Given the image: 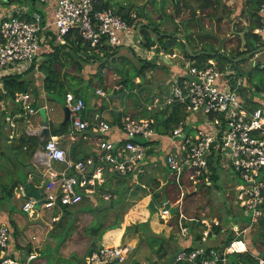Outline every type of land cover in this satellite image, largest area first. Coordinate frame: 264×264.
Listing matches in <instances>:
<instances>
[{
	"label": "built area",
	"instance_id": "1",
	"mask_svg": "<svg viewBox=\"0 0 264 264\" xmlns=\"http://www.w3.org/2000/svg\"><path fill=\"white\" fill-rule=\"evenodd\" d=\"M34 2L46 10L52 7L50 23H42V17L37 12L32 14V19L27 20L21 16L26 9L20 8L0 16V77L7 70L20 73L32 70V66L38 69L42 30L56 31V41L59 43H64V36L74 30L93 48L100 45L129 47L134 38L137 43H141L138 34L140 25L134 20L129 23L113 7L97 9L98 0ZM258 12L259 24L254 33L264 41V0ZM130 18H135V14H130ZM159 54L165 58L176 56L163 51ZM261 66L264 71V63ZM184 68V72L174 78L172 97L168 102L176 101L188 115H195L188 122L199 123L192 133L184 132L185 123L182 122L167 134L158 133L152 126V120L127 115L121 117L118 130L120 137L109 140L105 135L115 128H112L103 114L95 111L88 117L84 113V98L72 91L66 92L64 100L69 109L71 130L85 132L90 127L98 135L97 154L84 160L72 161L57 137L50 136L43 146L46 160L40 163L49 166L51 161H57L64 165V170L48 182L39 199L28 196L24 185L20 184L16 195L23 200L22 210L30 215L45 210L54 212L63 205L77 204L83 199V193L93 192L94 187L102 181L104 171L124 175L137 169L134 173L136 176L137 172L142 171L141 165L149 149L158 152V140L165 139L170 144V148L161 146L165 151V166L177 176L187 173L193 184L198 183L202 175L208 177L211 158L219 164L220 169L228 167L235 178L232 184L235 201L250 216L249 224L243 227L238 223L229 226L236 237L227 245L220 243L218 246L202 244L213 232L212 224H218L217 220L202 218V243L179 250L170 264H228V255L248 252L245 235L258 218H264V82L253 101L246 102L240 92L242 78L221 70L216 59L209 58L202 64L184 60ZM95 92L106 96L100 88ZM14 101L26 115L38 112L27 91L18 93ZM70 169L76 174H69ZM90 169L93 171L90 172ZM161 216L169 218L170 210L163 207ZM56 219L58 217H52L53 221ZM181 233L188 235L189 228L183 226ZM10 238L9 226L0 223V264H32L38 258L35 253H29L24 258L8 254ZM258 246L264 252V244ZM129 252L130 247L126 244L101 243L80 264H126ZM253 256L257 260L256 264H264L263 254Z\"/></svg>",
	"mask_w": 264,
	"mask_h": 264
},
{
	"label": "rangeland",
	"instance_id": "2",
	"mask_svg": "<svg viewBox=\"0 0 264 264\" xmlns=\"http://www.w3.org/2000/svg\"><path fill=\"white\" fill-rule=\"evenodd\" d=\"M111 1L114 5H112L113 8L116 9L115 6L117 7L123 1L127 0ZM132 1L135 0H129L126 5L132 3ZM152 1L153 3L150 0H137V4L133 5V8H135L134 13L137 12V9L142 5L138 11L145 13L148 22L151 21L153 25L151 26L154 27V29L150 28V31L148 32L152 37H156L158 30L163 32L166 30L172 32L176 23L182 19L187 21L191 20L192 22H189L190 27H192L196 21L203 26L201 35L205 34V36H208L205 38L206 41L204 40L207 43V49L218 52L217 57L215 58L218 65L222 66L225 72L232 73L242 78L241 81H243V84L240 87L242 98L244 97L245 99L246 94H249L250 97H253L256 94L254 88L257 85L260 86L264 79V71L261 66V64L264 63V51L259 54H253L247 58H245L246 54L235 57L237 52L242 50L243 41L246 42L245 45L249 51L264 46V41L261 40L260 36L255 35L256 37H251V34L244 35V26H248L251 21L248 14L250 10H248L249 8L247 7V0H219V4L214 7L216 10L215 13L212 12L211 8H206L202 11L201 8L197 6L196 0H189L188 6L186 8L182 7V9H184L183 15L174 17V21L173 18L170 17L174 10V7L172 8L170 5V0ZM31 4L32 0H0V10L5 11L4 13L2 12L3 14H1V16L10 13L13 8H16L17 6L29 8V5ZM34 4L38 5L37 2ZM167 9L170 12L166 13ZM194 10L195 12H193ZM232 31L238 33L233 35ZM130 49L133 50L134 53L131 52ZM152 55V49L145 47L142 43H137L136 38H134L133 43H131L129 47L118 48L114 53V57H109L110 59L107 60L105 65L100 62L101 65H103V72L105 74V88L107 91L109 90L106 95L109 94V92L118 94L114 91H118L122 88L121 84L118 83L119 76L114 72L116 68L128 70L127 72H129L130 75H134L146 59H151L150 61H154L156 65L154 68L145 67L142 75L143 78H134L135 82L140 81V83L138 86L134 87V93L129 91L128 94L123 97L124 102L121 101L123 98L108 100L107 96H95L101 99L106 105L110 104L112 101L120 104V106L123 107L122 110L125 112L123 116L129 115L134 117V115L137 114L141 116L139 119L152 120L148 117L153 116L156 111L163 109L168 103L167 101L172 97V87L174 82L170 78V75L174 70L170 69L168 65L162 63L160 59H158L161 57V54L158 53L157 60L154 55L153 58H151ZM238 58L239 60H237ZM90 67L92 66L90 65ZM28 72L29 73L26 74H30L32 77L35 76L34 78L42 81L39 73L40 71L38 69H33ZM66 81L72 84L70 87L73 91L80 89L84 97L94 95L93 83H88V81L85 80L83 83H78L73 79V75H68L67 79L65 77V84ZM3 87L4 94H6V88L4 85ZM67 88L68 86L65 85V89ZM105 88L100 87L102 90ZM247 89L249 91H247ZM55 96H57L60 106H64L65 100L63 95L57 94ZM117 99L120 100L119 103ZM144 110H147L148 114H144ZM191 131L192 130L190 128H186L185 130L186 133H191ZM5 141L6 140H4V142ZM167 142L168 141L165 139H161V141L158 140V147H160V150L158 152L156 151L157 161L160 159L162 160L165 151L161 149V146H165V143L167 144ZM7 146L8 151L14 150L11 145ZM13 152L11 153L13 158H2L4 161L1 162V165L5 168L2 170L6 171V178L4 181H0L2 184L11 183L15 175L14 168H16V171L19 169L18 165L13 166ZM161 167L164 169L163 166H160V168ZM31 170L33 171V174L38 175L37 170ZM220 171L222 173L221 180L223 181V184L220 186H216L214 183H211L209 186H198L199 182L196 184L188 183L189 180L191 181L190 176L184 178L186 181V187L185 189H182L179 198L174 203L181 202L183 212L186 216L195 217L199 212H204L207 215H215L217 212V206H221L222 203H224V200L229 202L230 198H234L232 187V184L235 181L234 174L228 167H223ZM165 173L167 174L168 171L165 170ZM136 176H138V173H136ZM136 176L134 177L136 178ZM23 177L24 176H22V178ZM136 182L138 186L136 193L129 195L128 198L125 197L118 210V214L121 217L120 229L112 230L106 235V237L115 236V238L113 239L112 237H108L105 240L104 238H101L100 243L112 244L118 241L121 244L129 246L130 252L125 260L126 264H130V261L136 262L137 264H161L159 261H156V257L158 256V260L166 258V254L169 255L173 250H175V248H170L169 250L164 251L160 243L157 244L156 250L147 248V246H155L156 242H162V238L159 236L155 238V236L152 235L153 233L151 229L148 231L147 228L144 229L145 227H140V224L145 222L149 228L145 215V199H143V197H146L145 195L149 191V188L142 189L140 187L142 181L137 180ZM8 188H10V186L7 187V189ZM168 188V190H170L171 186ZM176 189L177 187L173 188V192ZM1 191L5 192V189L1 188L0 194ZM128 192L132 191L128 190ZM107 196L110 198L109 194H107ZM15 197L14 193L12 199L9 196L5 197V199L6 201L10 200V204H13L15 200L17 204L23 203L22 199ZM3 201V198H1V207ZM103 204L104 203H101L99 205V211L97 210V212L94 211L92 213L77 210L79 207L77 208L76 206L71 205L70 209L71 211H74V213L70 214L63 213L62 210H55L54 212L45 210L30 214L27 226V236L26 234L24 236L30 241L29 243L33 246L32 248L34 250H43L40 252V258L33 260L32 264H80L89 244L88 236L84 234L83 228L93 220H98L97 222H100L101 226H107L115 219V210H110L106 206L103 207ZM199 205L202 206L200 207ZM230 205L231 203L229 202L226 204V207L228 208V206H232L233 210L238 213L241 212L239 206L234 204V202H232L231 206ZM198 207L200 209H198ZM161 208L162 206L160 204L152 202L151 207L148 209L150 214H153L154 217L158 218L159 216L158 221L163 222L165 219L161 218L159 215ZM20 213L23 217L27 216L23 212ZM221 214H225L224 209L221 211ZM54 215H57L56 217L61 216V218L53 221L52 217ZM244 219L249 220L250 216L244 213ZM262 219L264 220V218ZM256 229L257 225L253 227L254 231H256ZM225 236L222 238L224 239ZM218 238L221 240L220 236H218ZM207 243H209V241L203 242L202 244L206 245ZM255 243L256 245L261 244L259 242ZM67 252L71 253V257L70 255H66ZM20 255L24 258L26 257V252H20ZM79 260L81 261L80 263Z\"/></svg>",
	"mask_w": 264,
	"mask_h": 264
},
{
	"label": "trees",
	"instance_id": "3",
	"mask_svg": "<svg viewBox=\"0 0 264 264\" xmlns=\"http://www.w3.org/2000/svg\"><path fill=\"white\" fill-rule=\"evenodd\" d=\"M12 1V0H11ZM173 1V6L174 10L172 12V15L170 17L173 18L176 16H181L182 13V7L186 8L188 6L189 0H171ZM263 0H247V7L250 10L249 16L254 18V22L251 27H247V31H245V35L251 34L250 36H255L254 34V29L256 26L259 24V16H258V10L260 7V4ZM34 0H32V4L29 5V11H25L24 13L21 14V16L27 20L32 19L31 16L34 12H37L41 15L42 17V23H44L45 19V13L47 10L43 6H38L34 4ZM197 6L201 8L202 11L206 8H211L212 12L215 13V6L219 4V0H196ZM112 7V3L110 0H98V3L96 5V8H103V7ZM123 9L127 8L123 6ZM44 10H46L44 12ZM116 10V9H115ZM117 13L121 14L129 23H132L133 20L139 23L138 20H136L137 16L135 18H130L127 13H123L122 9H117ZM195 12V10L193 11ZM18 15L17 13H15ZM189 22H192L191 20H181L180 22L176 23L174 26V29L171 31H160L158 30L156 37H152L150 33L148 32V28H153L151 21L145 24L141 25L140 27V37H141V43L149 48L152 49L158 56V53L160 51H165L168 53H172L173 48L177 47L180 48V50L183 52L184 56L193 61L195 64H202L206 62L209 58H216L218 52L214 50H210L205 53H199L198 55L190 54L186 47H185V42H183L178 36H177V31L182 33L183 37L185 40L189 43L188 38L193 34V31H190L189 28ZM152 25V26H151ZM201 25V24H200ZM49 34L52 36L51 39L47 37V41L51 44V48L49 49L48 52H44L42 55L44 56V59L40 61V64L38 65V70L40 71V77L42 78V89L46 94L49 95V97H52L54 100L57 99V94L63 95V98L65 96V93L68 91H72L75 95L81 96L84 98L82 91L80 89H77L76 91H73L71 89V83L66 81L65 84V77L67 79L68 75H73V79L77 81L78 83H83L84 80L88 81V83H93L94 84V91L99 87L105 88L106 85L104 84V72H103V65H101L100 62H102L104 65L109 60L111 57H114V53L118 48L121 47H110L107 45H100L97 47H90L88 43L84 42L81 36L78 34L76 31H70L64 36V43H59L56 45H52V43L56 39V31H53L52 29H47ZM42 46L44 45V41H42ZM190 44V43H189ZM246 47V45H245ZM247 48V47H246ZM131 50V49H130ZM251 50V49H250ZM133 52V50H131ZM249 52L248 49H246L244 52L242 50L238 51L235 57L241 56L243 54H246ZM134 53V52H133ZM110 57V58H109ZM98 62V63H97ZM90 65L92 67H90ZM94 65V66H93ZM156 63L154 61L150 60H145L143 61V64L137 69L136 73L134 75H130L128 70L124 69H119L116 68L114 71L116 75L119 76L118 83L121 84V89L118 91H114L115 93L122 92L123 90H126L128 94L129 91L133 92L134 87L138 86L139 82H135L134 78L135 77H142L143 71L145 67L148 68H154ZM90 67V68H89ZM219 68L222 70L224 69L222 66L219 65ZM34 69V66H32V70ZM31 71V70H29ZM74 72V73H73ZM76 73V74H75ZM84 74V75H83ZM21 76H10L8 78H5L4 86L6 88V96H12L14 99L17 94L20 91H24L25 87L28 83L27 80L21 79ZM143 78V77H142ZM95 79V81H94ZM65 85L68 86L67 89H65ZM259 87V86H258ZM106 92V88L104 89ZM21 93V92H20ZM54 95V96H53ZM105 97V96H104ZM124 99V98H123ZM123 99L121 101H123ZM85 102V99H84ZM34 106V105H33ZM38 108V107H36ZM101 111V109H99ZM102 112V111H101ZM125 112H120L119 116L116 117L115 121H113V124H116V126L112 127L115 128V130H120L121 126V117L124 115ZM144 114H148L147 110L143 111ZM188 113L185 111L184 107L176 102V101H171L170 103H167L163 109L160 111H156L153 116L148 117L149 119H152V126L157 131L158 133L162 134H167L170 129L174 128L176 125H178L180 122L184 123ZM134 117L140 118L141 116L135 114ZM154 118V119H153ZM106 119V118H105ZM107 120V119H106ZM108 121V120H107ZM109 122V121H108ZM184 125V124H183ZM69 124L66 123L64 125H59V126H54L53 124H50L51 127V135L56 136V135H61L65 134L69 131L68 128ZM90 128V127H89ZM186 126L184 127V132L186 130ZM50 137L49 135L46 136L45 140ZM105 138L111 140L113 139L112 136L105 135ZM20 140L23 143L24 142V136H20ZM43 142L41 144L43 145ZM39 147V142H34L32 143L30 149H31V154L35 152V149ZM149 152H155L157 153L153 148L149 149ZM163 162L164 159L162 158ZM144 165L142 164L141 167ZM208 173L206 175H202L199 177V184L198 186H209L211 183H214L216 186H220L223 184V181L221 180V169L218 163H214L213 159L209 161L208 165ZM168 169V168H167ZM137 169H135L136 171ZM134 172H129L124 175H120L118 173H109L107 171H104V181L99 185L97 184L95 188H97V191L92 192V193H83V199L77 203L73 204L76 206L80 211H87V212H97L99 211V205L101 203L103 204V207H107L110 210H115L116 216L115 219L112 223H110L107 226H101L100 222L97 221H91L88 225H86L83 228V232L86 236H88V241L89 244L87 246V249L85 251V254L83 256V259L85 256L89 255L91 252L95 251L99 246H100V240L102 238V235L109 229H115L120 227L121 223V217L118 214V210L124 201V198L129 195H133L136 193V189H138L137 186V180L142 181L140 187L142 189L149 188L152 185L156 184V180H147L145 182L143 176V172H137L138 176L136 178L134 177ZM168 172H170L168 170ZM170 179L168 182L171 184L170 191L168 193L167 189L158 190L156 187H153V191H148L147 194L151 192V200L147 204V209L151 207L152 202L160 204L163 206V200L168 199V197H171L173 200H177L179 198V195L182 191V189H185V177H188L187 173H183L179 176H177L174 173L170 174ZM188 183H192V181L189 180ZM144 184V185H143ZM143 185V186H142ZM177 187V189L173 192V188ZM9 192L6 196H11L13 195V190L14 187L11 186L9 188ZM132 191V192H128ZM104 193L106 192L109 194L108 199H105L102 195L99 196V198L94 199V196L97 195V193ZM177 192V193H176ZM176 193V194H175ZM146 194V195H147ZM4 195V197H6ZM114 197V198H113ZM162 197V198H161ZM174 201V202H175ZM224 203H222L221 206H217L216 210L217 212L215 215H207L204 212H199L197 216H186L183 212L182 204L181 202L178 203V210L174 216L170 218L169 224L172 226V228H176L179 231H181V228L183 226H187L189 230L194 231V240L196 241L195 245L189 244L186 246L180 247L178 250L175 249L173 250L166 258L163 259H156V261H159L161 264H170L174 258L176 253L179 250L182 249H189L193 246H196L200 244L201 242V231H202V225L200 224V220L202 218H206L208 220H217L218 224H212L213 232L211 233L210 237L213 235L217 236V234H221L222 228H224V233L225 234L222 236L225 238L223 239L221 237L220 243L222 245H227L229 242H231L236 236L233 230L228 227V223L231 221H235L240 219L242 223L249 224L250 219L246 220L244 219V213L242 211L243 208L239 206V204L235 201L234 198H230L229 202L232 205V202L234 204L238 205L239 208L241 209V212L238 213L235 210H233L232 206L228 208L226 207V204L229 202L224 200ZM71 205H63L61 210L63 213H74V211H71ZM200 207L202 205H199ZM102 208V207H101ZM226 208V209H225ZM198 209H200L198 207ZM225 210V214L222 215L221 211ZM149 210V209H148ZM94 217V216H93ZM61 216L59 217V219ZM102 219V218H101ZM101 221V220H100ZM246 221V222H245ZM2 223V222H1ZM11 225L13 226V221L10 222ZM241 224L243 227L244 225ZM10 228V233H11V227L10 224H7ZM257 225L256 231L253 230V227ZM138 227V225H137ZM140 227H145L144 229L150 230L145 222L140 224ZM193 227V228H192ZM156 238V237H155ZM222 241V242H221ZM245 241L247 243L248 247V252L245 253H233L228 255L229 258V263L228 264H256L257 260L254 258L253 255L260 254L257 252L259 246L256 245L255 242H259L264 244V220L262 218H258L251 226V228L248 230L247 234L245 235ZM157 243V242H156ZM162 246V244H161ZM255 251V252H253ZM7 253L8 252V247H7ZM171 259V260H170ZM82 260V259H81ZM81 261L79 260V263ZM131 264H137L136 262H131Z\"/></svg>",
	"mask_w": 264,
	"mask_h": 264
},
{
	"label": "crops",
	"instance_id": "4",
	"mask_svg": "<svg viewBox=\"0 0 264 264\" xmlns=\"http://www.w3.org/2000/svg\"><path fill=\"white\" fill-rule=\"evenodd\" d=\"M128 1L129 0L123 1L119 6H117V7L115 6V8H116V10L122 9L123 13H127V15L130 17V14L134 13L135 8H133V5L137 4L136 3L137 0L132 1V3H129L126 5V3H128ZM150 1L153 3L152 0H150ZM170 2H171L170 5L173 6L174 2L171 0H170ZM111 3H112V1H111ZM112 5H113V3H112ZM148 5L151 6L150 4H148ZM123 6H125L127 8V10L123 9ZM17 8L26 9V11H29V8L22 7V6H17L16 8H13L12 11L15 12ZM138 9H137V12H135L134 14H135V16H137L136 20L139 21L138 24L141 27V25H145L147 23L148 19H146V14L138 11ZM165 9H166V6H165ZM182 10L184 12V9H182ZM45 11L46 10H44V12ZM2 12L4 13L5 11L0 10V16H1V14H3ZM167 12H170V11H168V9H167L166 13ZM52 13H53L52 7H49L47 12L45 13V19H44L47 23H50L52 21ZM182 15H183V13H182ZM249 18L251 21L249 22L248 26L247 25L244 26V30H243L244 33H245V31H247V27H251L253 22H254V18H252L250 16H249ZM179 22L181 24V21H179ZM202 27L203 26L200 25L199 23H197L196 21L192 27L189 26L190 31H193V34L188 38V41L190 44L185 40L182 33L177 31L178 32L177 36L180 37V39L183 42H185V47L190 54L192 53L194 55H198L199 53H205V52L210 51L207 49V43L205 42L206 41L205 38L208 36H205V34L201 35ZM148 31H150V28H148ZM236 33H238V32L232 31L233 35H235ZM139 34H141L140 30H139ZM40 36L44 41V45L42 46V50L37 57L38 65L40 64V61H42L44 59V56L42 54L44 52H48L49 49H52L51 44L46 39L47 37H49V39H51V37H52L49 34L48 30H42L40 32ZM56 44H58V41H56V39H55V41L52 43V45L54 46ZM245 44H246V42H245ZM245 44H244V47H245ZM124 48H126V47H124ZM259 48H262V50L258 53H262L264 51V46L259 47ZM163 52H165V51H163ZM165 53H168V52H165ZM172 53L176 54V56L174 58H165L164 56H162V54H161V57L158 58L153 51V55L155 56L156 60H157V58L160 59V61L162 63H165L166 65H168L170 67V69L174 70L172 72V74L170 75L171 80L174 81V78H177V76L182 74L185 70L184 60H186V61H191V60L184 56V54L180 50V48L174 47ZM153 55L151 58H153ZM8 71L9 70H7L5 72V74L0 77V181H4V179L6 178V173H5L6 171L2 170V169H5L4 166L1 165L2 164L1 162L4 161L2 158L3 157L13 158L11 153L14 150L15 151L13 152V154H14L13 166L18 165L19 171L18 170L16 171V168H14L15 175H14L11 183H7V184L0 183V189L1 188L5 189V192L1 191V194H0L1 195L0 199L3 198V200H4L2 203V207L0 206V223L2 222V223L10 224V227H11V238H10L9 245H8V252L10 253V255H12L13 257H21L20 252H26V255L29 253L38 254V258H40L39 257L40 252L43 250H40V251L34 250L32 248L33 246H31V244L29 243L30 241L27 240L26 237L24 236L25 234L27 236V231H28L27 226L29 223V216L30 215H28L26 212H24L22 210V204L21 203L17 204L15 202L16 201L15 200L13 202V204H10L9 202H11V201L10 200L6 201L4 195L6 196L8 194V192L10 191L9 188L7 189V187L13 186L14 187L13 194L15 193V196L17 197L16 193H17L18 186L20 184L24 185L25 183H28L30 185V187L33 189H39L40 187L43 186V184L47 180H48V182L53 180L59 174V172L64 170V165L61 164L60 162H57V161H51L49 163V166L40 163V161L46 160L44 153H43V146H44L45 142L47 141V139H49L50 137H48L46 140H45L46 137L44 139H41L39 137L40 128H42V118H41L39 113H34L31 115L24 114V110L14 101L12 96H6L4 94L3 85H4V82L6 80L5 78H8L10 76L20 75L21 79L28 81V83L25 87V90L20 91V92L27 91L31 95L32 105H34L35 108L36 107L39 108L41 106H44L46 108V115H47V121H48V127H49V136H53V135H51L50 124H53L56 127L59 125H63L62 122L64 119V113H63L62 107L58 103V100L57 99L54 100L52 97H49V95L44 92V90L42 89V85H41L42 81L41 80L34 78L35 77L34 75H33L34 77H32V75L26 74V73H29L28 71L20 72V73L14 71V70H12L11 72H8ZM263 82H264V79H263ZM263 82L261 83L260 86L257 85L254 88L255 92H257L258 90H260L262 88ZM108 91L105 92V94L108 93ZM109 94H113V92H109ZM95 95H98V94H96L94 91V95H92L90 97H84V99H85L84 113L88 117H90L93 112L99 111V109H101L102 112L101 111H99V112H101L103 114V116L109 121L111 126L112 127L116 126V124H113L112 122L115 121L116 117L119 116L120 112H122V114H123V112H124V110H122L123 107L114 101H112L110 104L106 105L102 102L101 99H99ZM254 97H255V95L253 97H250L249 94H246L245 99H244V97H243V99L246 102H252ZM108 100H113V99H108ZM119 101L120 100H118V103H119ZM123 102H124V99H123ZM168 103H170V102H168ZM115 105H117V106H115ZM194 117H195V115H193L192 117H191V115H187V117L184 121L185 126L192 130L191 133L193 131H195L196 128L199 126L198 122H194L192 124L188 123ZM67 123L69 124V121ZM68 128H69V131L67 133L61 134V135H56L55 137H57L60 145L63 147V149L65 150V152L67 154V157L70 160H72V161L84 160L86 158L93 157L95 155V153L97 154L96 140H97L98 135L95 132L91 131L90 128H88L85 132L73 131V130H71L70 124H69ZM21 135L24 136V142L23 143L20 140ZM109 135L112 136V138H119L121 133L118 130H114ZM4 140H6V141L4 142ZM36 141L39 142V147H37L35 149V152L33 154H31L30 147H31L32 143H34ZM42 141H44L43 145L41 144ZM7 145H11V147L14 148V150L8 151ZM166 146H167V148H170L169 143H167V144L165 143V147ZM157 160L158 159L156 157V153L155 152L150 153L148 151V153L144 159V162H143L144 166L142 167L143 171H144L143 172V174H144L143 178H144L145 182L147 180H151V179L156 180V184L150 186L149 191L152 192L153 187H156V189L161 190V191L166 188L168 193H169L170 190H168L169 189L168 187L171 186V184H169L168 182H170L169 179L171 178L170 177L171 172H168L166 174L165 170L168 171V169L165 166L163 160H161V159L159 161H157ZM42 166H44V167H42ZM160 166H163L164 169L162 167L160 168ZM31 169L37 170L38 175L33 174V171ZM9 170H12V169H9ZM92 171H93V169H90V172H92ZM68 173L69 174H76V172L72 169L68 170ZM22 176H24V177L22 178ZM103 181H104V177H103L102 181L99 183V185ZM48 182H47V184H48ZM47 184H46V186H47ZM46 186L44 187V189L46 188ZM95 191H97V188L94 187L93 192H95ZM151 192L149 194L145 195L146 197H143V199H145V204H144V207L146 208L145 215H146V219H147L148 224H149V229H151V231L153 233L152 235H154L156 238L158 236L160 238H162L163 244H162V242H157V243H155V246H151V247L147 246V248L156 250L158 243L162 244V248L164 251L169 250L170 248H175L178 250L180 247L186 246L189 244L195 245L196 241L194 240L195 235L193 234L194 233L193 230L192 231L189 230L188 235H183L181 233V231H179L176 228H172V226L169 224L168 220H170V218L172 216H174L176 213L174 215L170 216L169 218H164L161 216L162 208L164 207V204L166 202L171 204V206H173V207L176 206L177 210H178V203H174L175 200H173L171 197H168V199L163 200L164 201L163 206H162L160 214H159L161 218L165 219L163 222L158 221L159 216H158V218H156V217H154L153 214H150L149 210L147 209V204L151 200V197H152ZM101 195L103 197H105V196H107V193L106 192H104V193L99 192V193H97L96 196H94V199L99 198V196H101ZM10 197L12 199L13 195H11ZM61 208L57 209V210H61ZM20 212H23L27 216L23 217ZM54 216H57V215H54ZM18 220H19V222H18ZM11 221H13V226L10 223ZM237 223L243 224L242 221H240V219H238V220L229 222L228 227L233 225V224H237ZM116 229H120V228L107 230L102 235V238H104V240L107 239L108 237L109 238L112 237L114 239L115 236H107L106 237V235L110 231L116 230ZM221 232L222 233L217 234V236H215L213 233L211 238H209L206 241V242L209 241V243H207L206 245H209V246L220 245V242H219L220 238H218V236L222 237L224 235V228H222ZM115 241H116V239H115ZM199 243L201 244L202 242H199ZM102 244H108V243H102ZM117 244H121V243L118 241L115 243H112V245H117ZM108 245H111V244H108ZM253 252H255V251H253ZM257 252L260 253L258 255H262V254L264 255V252L261 250V248H258ZM66 255H70V257H71L70 252H67ZM167 257H168V255H167ZM156 259H158V256L156 257ZM131 262H133V261H130V264H131Z\"/></svg>",
	"mask_w": 264,
	"mask_h": 264
},
{
	"label": "water",
	"instance_id": "5",
	"mask_svg": "<svg viewBox=\"0 0 264 264\" xmlns=\"http://www.w3.org/2000/svg\"><path fill=\"white\" fill-rule=\"evenodd\" d=\"M138 34H139V32H138ZM242 44H243L242 51L244 52L247 48L244 47V44H245L244 41L242 42ZM261 50H262V48H256L254 50H251V51L246 53L245 58H247V57H249V56H251L253 54L255 55L258 52H260ZM237 60H239V58ZM126 93H127V91L123 90L122 92H120L118 94H107L106 96H107L108 99H116V98H118V99L121 98L122 99L126 95ZM62 110H63V113H64V119H63L62 124L64 125V124H66L69 121V109H68L66 104L64 106H62ZM38 113L40 114V116L42 118V128H40L39 137L41 139H44L46 136L49 135V127H48V121H47V115H46V108L44 106L39 107L38 108ZM47 182H48V180L39 189H33V188L30 187V185L28 183H25L24 187H25V190L27 192V195L30 196V197H33L35 199H39L41 193L44 190V187L47 184ZM37 205H38V203H37ZM164 207L168 208L170 210L171 216L174 215L177 212V207L176 206L175 207L170 206V204L168 202H166L164 204Z\"/></svg>",
	"mask_w": 264,
	"mask_h": 264
}]
</instances>
